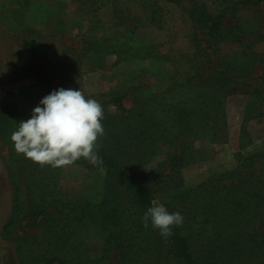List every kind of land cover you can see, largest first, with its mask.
Wrapping results in <instances>:
<instances>
[{
	"label": "rangeland",
	"instance_id": "obj_1",
	"mask_svg": "<svg viewBox=\"0 0 264 264\" xmlns=\"http://www.w3.org/2000/svg\"><path fill=\"white\" fill-rule=\"evenodd\" d=\"M245 1L14 0L2 6L10 27L7 31L39 53L37 60L45 72L43 77L28 75L9 86L0 107V153L10 170L18 203L15 222L6 230L16 254L10 264H42L37 261L42 251L37 243L46 240V232L33 223L41 219L43 207L56 217L62 207L69 215L76 213L79 202L97 211L103 196L109 194L119 197L118 202L126 199L121 207L123 220L127 216L142 219L146 211L144 202L104 165H93L83 157L67 166L40 165L15 150L11 134L18 123L31 116L42 97L60 87L80 88L86 97L102 104L104 134L98 137L99 148L127 163L132 173L131 161L138 158L127 148L113 146L118 135L109 117L116 113L117 100L128 110L151 108L156 113L168 110L166 103L182 105L188 97L194 99L188 77L198 75L199 85L220 84L219 78L222 83H227L225 78L233 81L227 89L230 96L221 100L225 126L219 142H196L195 164L180 175L163 178L158 186L151 187V181L147 186L153 201L164 203L169 211L182 212L187 202L201 212L194 219L186 216L179 227L182 235H190L200 225L209 229L201 216L221 210L230 190H235L230 197L236 200L228 205L236 207L235 220L247 221L256 198L244 188H235L251 175L264 180V5ZM219 13H224L222 19ZM217 21L222 24L214 28ZM125 75L137 78L125 82ZM161 97L166 100L160 103ZM165 123L172 135H178L175 118ZM146 158L154 166L161 160L159 155ZM101 220V216L85 219L86 227L77 229L73 238L91 259L101 257L104 250L107 231ZM145 229L160 236L150 224ZM119 256L120 250L111 251L110 263ZM0 264L7 262L0 258Z\"/></svg>",
	"mask_w": 264,
	"mask_h": 264
},
{
	"label": "trees",
	"instance_id": "obj_2",
	"mask_svg": "<svg viewBox=\"0 0 264 264\" xmlns=\"http://www.w3.org/2000/svg\"><path fill=\"white\" fill-rule=\"evenodd\" d=\"M245 2L264 5V0ZM223 17L224 13H219L218 19ZM221 24L217 21L214 28H219ZM249 72L245 74L248 75ZM197 76L186 79L188 84H192L191 88L195 89L193 100L188 97L181 103L182 105L166 103L164 106L168 110L153 113L151 108H143L140 112L128 110L119 99L116 102L115 115L109 117L113 132L118 135V137L114 135L113 146L127 148L129 154L138 158L131 161L129 168L132 169V173L126 169L127 163L124 161L110 157L102 148H98L97 151L103 158V165L127 185L135 197L144 202L146 210L153 203L147 182L151 181V187H154L162 184L163 178H169L173 174L180 175L183 169L198 160L199 153L195 143L219 142L224 130L225 123L222 121L224 110L220 111L223 104L221 100L230 96L227 89L233 81L225 78L227 83H222V79L219 78L217 82L221 81L220 84L199 85ZM124 78L127 82L137 77L125 75ZM192 89L188 92L192 93ZM165 100V97L159 98L160 103ZM190 100L192 104L189 103ZM165 112L170 114L169 118L164 116ZM172 118L178 121V135H172L166 127V119ZM1 129L0 124V136ZM121 131H124L123 135H120ZM184 135L185 138L175 143V140ZM193 138H196V141ZM187 142L188 145H185ZM189 150H192L191 153H188ZM150 155L161 156L158 165L150 164L151 160L146 158ZM238 185L235 189L244 188L245 193L248 192L256 198L254 206L249 208L247 221L235 220L236 207L235 209L228 207L236 200L230 197L235 190H230L223 199L227 206L214 213L210 212V215L205 213L201 216L202 223L209 224V229L200 225L190 231V235H182L179 230L181 226H178L173 228V234L167 239L153 233L154 231L146 230L141 218L135 220L127 216V219L123 220L125 211L121 207L125 205L126 199L118 202L119 197L106 193L102 199V206L97 211L89 203L79 202L76 213L69 215L62 207L57 210L56 217V214H48L46 212L48 208L43 207L39 215L41 219L33 223L34 226L43 228L47 234L43 243H37V246L42 248L37 261L42 264H111V251L120 250V256L113 264H165V261L182 264H264V180L251 175ZM16 194L14 187L12 214L4 226L3 235L7 240L10 239L6 235V230L15 222L17 213ZM217 200L220 201V198ZM189 205L190 203L186 202L182 207L184 221L186 216L189 220L196 218L198 213L201 214L197 207ZM98 216L102 218L107 237L104 240L101 257L91 259L83 252L81 242L73 238L79 233L77 229L86 227L85 219L92 221ZM129 220H133L134 223L129 225ZM210 230L213 231L208 235Z\"/></svg>",
	"mask_w": 264,
	"mask_h": 264
},
{
	"label": "clouds",
	"instance_id": "obj_3",
	"mask_svg": "<svg viewBox=\"0 0 264 264\" xmlns=\"http://www.w3.org/2000/svg\"><path fill=\"white\" fill-rule=\"evenodd\" d=\"M103 117L104 109L97 99L86 97L80 88L60 87L42 97L31 116L18 123L11 140L19 154L40 165L67 166L83 157L102 166L97 140L104 134ZM142 222L167 239L174 227L183 224L184 217L153 201Z\"/></svg>",
	"mask_w": 264,
	"mask_h": 264
},
{
	"label": "crops",
	"instance_id": "obj_4",
	"mask_svg": "<svg viewBox=\"0 0 264 264\" xmlns=\"http://www.w3.org/2000/svg\"><path fill=\"white\" fill-rule=\"evenodd\" d=\"M13 1L0 0V107L8 96L6 90L9 86L27 78L28 75H45L43 63L37 60L39 53L25 45L20 38L12 37L7 31L10 27L6 25L7 16L1 13V8L5 3L11 5ZM13 199L14 187L10 170L0 153V258L7 264L13 263L16 258L14 247L12 248L10 240L5 239L3 235L4 226L12 214Z\"/></svg>",
	"mask_w": 264,
	"mask_h": 264
}]
</instances>
